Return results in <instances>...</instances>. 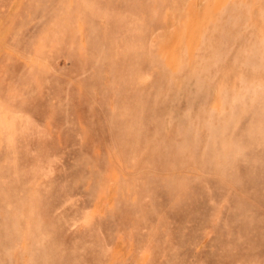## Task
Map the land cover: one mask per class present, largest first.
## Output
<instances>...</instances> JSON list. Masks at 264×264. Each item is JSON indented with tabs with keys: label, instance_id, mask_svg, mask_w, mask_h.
Returning a JSON list of instances; mask_svg holds the SVG:
<instances>
[{
	"label": "rangeland",
	"instance_id": "obj_1",
	"mask_svg": "<svg viewBox=\"0 0 264 264\" xmlns=\"http://www.w3.org/2000/svg\"><path fill=\"white\" fill-rule=\"evenodd\" d=\"M0 264H264V0H0Z\"/></svg>",
	"mask_w": 264,
	"mask_h": 264
}]
</instances>
